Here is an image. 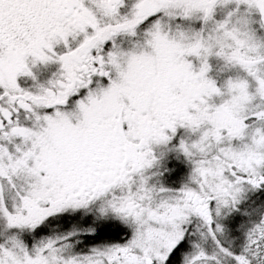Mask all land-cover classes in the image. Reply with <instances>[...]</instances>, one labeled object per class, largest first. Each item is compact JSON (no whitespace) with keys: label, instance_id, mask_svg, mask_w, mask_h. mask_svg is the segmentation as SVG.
<instances>
[{"label":"snow or ice","instance_id":"6c2138e0","mask_svg":"<svg viewBox=\"0 0 264 264\" xmlns=\"http://www.w3.org/2000/svg\"><path fill=\"white\" fill-rule=\"evenodd\" d=\"M0 264H264V0H0Z\"/></svg>","mask_w":264,"mask_h":264}]
</instances>
